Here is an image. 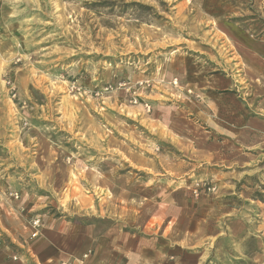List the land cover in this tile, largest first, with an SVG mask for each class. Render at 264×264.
Listing matches in <instances>:
<instances>
[{"label":"rangeland","instance_id":"1","mask_svg":"<svg viewBox=\"0 0 264 264\" xmlns=\"http://www.w3.org/2000/svg\"><path fill=\"white\" fill-rule=\"evenodd\" d=\"M263 114L264 0H0V238L169 205L194 264H264Z\"/></svg>","mask_w":264,"mask_h":264},{"label":"crops","instance_id":"2","mask_svg":"<svg viewBox=\"0 0 264 264\" xmlns=\"http://www.w3.org/2000/svg\"><path fill=\"white\" fill-rule=\"evenodd\" d=\"M221 154L224 155L223 150ZM169 207H162L154 213L160 217L157 218L159 224L160 219L167 218L165 211ZM154 215L149 223L154 222ZM107 216L112 217L111 214ZM190 216H179L178 221L168 218V224L174 223L175 230L172 235L160 236L151 230L149 223L129 222L121 218H116V222L104 230H96L94 224L87 226L76 221L56 220L45 223L43 216L37 215L42 220L38 236L32 235L31 223L28 225L31 232L29 239L22 240L10 232L13 240L22 245L21 251L9 248L4 239L0 238V264H194L196 253L190 251L195 256L192 261L187 258L191 256H187V244L191 245L192 240ZM187 218L190 219L188 224ZM177 222L181 223V228L180 224L176 226ZM178 230L182 233L174 236ZM188 232L190 237L187 236ZM199 254L196 264L207 262L209 252ZM15 255L17 259H13Z\"/></svg>","mask_w":264,"mask_h":264},{"label":"built area","instance_id":"3","mask_svg":"<svg viewBox=\"0 0 264 264\" xmlns=\"http://www.w3.org/2000/svg\"><path fill=\"white\" fill-rule=\"evenodd\" d=\"M17 197L19 196L18 193L15 194ZM31 226H32V235L35 237V236H38L41 232V229H42V220L40 217H36V218H33L32 221H31ZM85 256H87V254H85ZM18 256H13V259H17ZM62 264H70V263H62Z\"/></svg>","mask_w":264,"mask_h":264}]
</instances>
